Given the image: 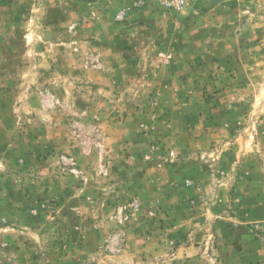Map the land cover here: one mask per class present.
I'll list each match as a JSON object with an SVG mask.
<instances>
[{"label": "rangeland", "instance_id": "rangeland-1", "mask_svg": "<svg viewBox=\"0 0 264 264\" xmlns=\"http://www.w3.org/2000/svg\"><path fill=\"white\" fill-rule=\"evenodd\" d=\"M0 264H264V0H0Z\"/></svg>", "mask_w": 264, "mask_h": 264}, {"label": "built area", "instance_id": "built-area-1", "mask_svg": "<svg viewBox=\"0 0 264 264\" xmlns=\"http://www.w3.org/2000/svg\"><path fill=\"white\" fill-rule=\"evenodd\" d=\"M169 6H181L187 3L188 0H164Z\"/></svg>", "mask_w": 264, "mask_h": 264}]
</instances>
